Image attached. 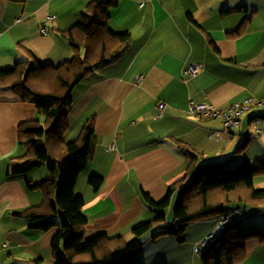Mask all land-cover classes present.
Listing matches in <instances>:
<instances>
[{
	"label": "crops",
	"instance_id": "0c3cea01",
	"mask_svg": "<svg viewBox=\"0 0 264 264\" xmlns=\"http://www.w3.org/2000/svg\"><path fill=\"white\" fill-rule=\"evenodd\" d=\"M89 1L0 0V69L32 58L52 65L69 59L72 50L58 33L78 23ZM108 13L111 30L130 33L128 48L75 85L63 139H75L85 121L93 118L90 157L74 186L84 200V238L103 232L130 239L136 225L154 217L145 194L161 200L168 186L185 172L188 160L174 140L187 143L200 162L217 161L224 166H233L243 156L251 161L264 154V104L242 112L238 128L228 135L220 120L193 117L186 109L188 99L210 102L218 109L250 98L264 99V0H117ZM48 15L57 19L44 34L40 27ZM242 22L241 34L228 36ZM192 62H200L202 70L185 76L183 82L182 69ZM139 74L143 79L135 82ZM159 100L166 103L160 117ZM33 119L40 125L44 121L33 105L0 86V264L53 262L54 229L37 232L30 228L29 219L15 215L42 201L40 191L26 189L25 180L38 181L48 177V171L31 178L8 173L14 158L25 152L18 143V126ZM213 131L220 138H210ZM53 153L58 156L60 150ZM91 174L103 179L97 191L87 183ZM253 183L264 187V171H254ZM177 197L173 192L170 206L163 211L167 222L174 221ZM236 204H228V210L239 209ZM258 207L247 216L243 207L239 229L264 231L260 219L264 203ZM218 216L191 222L184 229L183 242L169 234L160 236L143 248L140 260L144 264H204L193 247L214 227ZM245 217L247 222L241 223ZM254 223L262 225H250ZM234 264H264V242L247 239L244 258Z\"/></svg>",
	"mask_w": 264,
	"mask_h": 264
},
{
	"label": "trees",
	"instance_id": "16d2710c",
	"mask_svg": "<svg viewBox=\"0 0 264 264\" xmlns=\"http://www.w3.org/2000/svg\"><path fill=\"white\" fill-rule=\"evenodd\" d=\"M116 4L117 0H91L81 12L77 24L59 31L58 36L72 50L69 59L52 65L32 58L0 69V86L9 88L17 100L33 105L36 114L44 118L42 125L37 119L19 124L18 143L25 147V152L14 158L8 173L23 175L46 164L50 174L38 181L25 180L26 189L40 191L42 201L15 215L29 219L32 223L30 228L37 232L54 229L50 239L52 264H144L140 260L143 248L160 236L169 234L177 242H183L185 227L196 219L219 215L215 227L223 216H228L230 220L226 227L194 252L200 253L204 264L239 262L244 258L247 239L256 237L264 242V231H242L238 228L243 207L259 211L258 206L264 203V187L257 188L253 183L254 171H264V154L251 161L243 156L236 165L225 168L222 162H200V156L187 143L174 140L177 148L185 154L188 165L183 176L168 186L161 200L154 201L145 194V200L154 207V217L136 225L130 241L120 235L111 236L103 232L88 238L83 236L82 228L87 221L82 212L84 200L74 192V186L90 157L93 118L85 121L75 139L64 141L63 136L75 85L92 69L114 62L128 48L130 33L114 32L108 27V11ZM56 19V15L50 18L45 27L50 28ZM44 24L45 20L40 29ZM242 24L228 32V36H239ZM206 37L213 43L208 35ZM161 101L157 102L156 109ZM250 101L251 98L245 103ZM202 102L188 99V114L202 119L222 120L218 116L203 118L192 113L190 106ZM253 105L256 104H251L248 109ZM221 126L224 129L222 121ZM51 148L53 152L60 150V154H51ZM102 181V177L95 174L87 179L94 191L99 189ZM173 192H177L178 197L173 206L174 221L171 223L166 221L163 211L170 206ZM231 203H237L240 211L228 210L231 207L227 205ZM34 262L38 263V259Z\"/></svg>",
	"mask_w": 264,
	"mask_h": 264
},
{
	"label": "built area",
	"instance_id": "2783aa9c",
	"mask_svg": "<svg viewBox=\"0 0 264 264\" xmlns=\"http://www.w3.org/2000/svg\"><path fill=\"white\" fill-rule=\"evenodd\" d=\"M55 17V15H48L45 19V24L44 26L40 29V32L47 34L48 29L45 27V25L48 23L49 19ZM202 70V64L200 62H192L186 69V75L187 76H194L197 73H199ZM143 76L142 75H137L134 78L135 82H140L142 80ZM182 81H185V79L182 77ZM264 101H259L255 102L251 99L249 104H238L237 102L227 106L224 110L218 109L217 107L214 106L212 103H197L195 105L190 106L191 112L200 115L203 118H213V117H221L222 118V125L226 131H232L238 127V121H237V116H239L244 110L248 109V107L251 104H263ZM165 107L164 102H159L158 104V116L162 115V111ZM207 119V118H206ZM210 138H220V134L217 132H211L209 134ZM109 149H113L112 144H110ZM237 212L240 210L237 209ZM229 217L228 216H223L220 219V222L205 236L202 238L201 241L197 244L196 247H194V251L198 250V248L204 247L209 240H211L214 235L219 232L220 230L224 229L226 225L229 223Z\"/></svg>",
	"mask_w": 264,
	"mask_h": 264
},
{
	"label": "rangeland",
	"instance_id": "374dc122",
	"mask_svg": "<svg viewBox=\"0 0 264 264\" xmlns=\"http://www.w3.org/2000/svg\"><path fill=\"white\" fill-rule=\"evenodd\" d=\"M191 64V63H190ZM190 64H188L185 68H183L182 69V74H181V77H180V80L182 79V77H184V76H187L186 75V69H187V67L190 65ZM193 117H195V116H193ZM197 118H199V117H197ZM42 122V118L40 117V123ZM43 124V123H42ZM41 124V125H42ZM226 135V134H225ZM236 165V164H235ZM234 166V165H233ZM233 166H224L225 168H231V167H233ZM39 170V171H38ZM41 170H47L46 169V164L44 165V166H42L41 168H39V169H34V171H28V172H25L27 175H31V176H28L29 178H31V177H33V176H37L38 175V173L41 171ZM48 171V170H47ZM49 173V172H48ZM50 175V174H49ZM39 179H41V178H38V179H35V180H39ZM256 181H258V178H256ZM251 210H254V208H251V207H246L245 209H244V215L245 216H247L248 215V213L251 211ZM260 219L262 220V224L264 223V217L263 216H261L260 217ZM56 220H57V218H56ZM247 219H246V217L245 218H243L242 219V222L241 223H246L247 221H246ZM262 224H257V223H254V224H250V225H262ZM247 227V226H246ZM251 230H256V229H251ZM242 231H244V230H242ZM126 239V238H125ZM132 239V237L130 238V239H126L127 241L129 240H131ZM145 261V260H144ZM33 264H36L35 262L33 263ZM41 264H48V263H41ZM145 264H146V262H145Z\"/></svg>",
	"mask_w": 264,
	"mask_h": 264
},
{
	"label": "clouds",
	"instance_id": "9594fccd",
	"mask_svg": "<svg viewBox=\"0 0 264 264\" xmlns=\"http://www.w3.org/2000/svg\"><path fill=\"white\" fill-rule=\"evenodd\" d=\"M139 75H142V74H139ZM143 76V75H142ZM184 79H185V76L183 77ZM143 79V78H142ZM141 82V81H140ZM183 82H186V81H183ZM235 103V102H234ZM233 104V103H232ZM166 106V105H165ZM229 106V105H228ZM164 109H165V107H164ZM164 109H163V111H164ZM225 109V108H224ZM224 109H222V110H224ZM163 111H162V113H163ZM245 111V110H244ZM243 111V112H244ZM242 114V113H241ZM240 114V115H241ZM240 115L239 116H237V121H238V119H239V117H240ZM158 117H160V116H158ZM238 128V127H237ZM236 128V129H237ZM236 129H234V130H236ZM225 130V129H224ZM234 130H232V131H234ZM226 131V130H225ZM232 131H226V134L228 135L229 134V132L232 134ZM257 133H258V131H257ZM240 210V209H239ZM6 244H3V246H5Z\"/></svg>",
	"mask_w": 264,
	"mask_h": 264
}]
</instances>
